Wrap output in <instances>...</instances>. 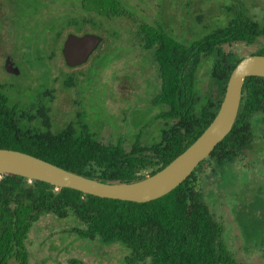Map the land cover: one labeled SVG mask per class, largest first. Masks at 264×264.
Listing matches in <instances>:
<instances>
[{"label": "trees", "instance_id": "16d2710c", "mask_svg": "<svg viewBox=\"0 0 264 264\" xmlns=\"http://www.w3.org/2000/svg\"><path fill=\"white\" fill-rule=\"evenodd\" d=\"M81 9L106 18L130 17L121 0H81ZM225 11L224 22L203 25L189 43L160 24H138L136 36L150 52L160 83L153 101L167 107L161 116L169 125L158 140L144 143L137 137L131 142L121 138L105 142L81 120L53 131L47 111L14 101L0 89V147L21 150L108 182L133 181L146 176L141 171L147 167H152L147 174L160 169L217 112L229 75L242 58H234L224 45L252 44L264 36V20L252 16L244 1L230 0ZM254 53L264 54V47ZM207 59L211 62L208 78L216 85V94L213 88L201 91L198 86V70ZM257 116L264 122V77L251 75L244 79L238 114L229 133L179 185L149 201L100 197L0 173V264H28L30 229L45 214L78 219L80 225L71 231L81 237L122 241L131 249L126 264H241L221 239L222 226L203 198L197 171L207 160L223 165L248 148ZM69 264L82 262L71 258Z\"/></svg>", "mask_w": 264, "mask_h": 264}, {"label": "rangeland", "instance_id": "374dc122", "mask_svg": "<svg viewBox=\"0 0 264 264\" xmlns=\"http://www.w3.org/2000/svg\"><path fill=\"white\" fill-rule=\"evenodd\" d=\"M121 1L131 17L106 18L87 13L81 9V0H57L49 12L32 11L37 10L32 0H18L33 12L21 35L28 45L27 71L35 83L26 87L23 98L30 99L38 90L48 88V114L53 131L81 120L105 142L119 138L131 142L137 137L144 143L158 140L169 125V120L161 116L167 107L153 101L160 83L150 52L136 36L138 24H160L189 43L203 30V25L207 28L224 22L227 12L221 5L230 3V0ZM242 1L252 16L264 20V0ZM64 24V35L57 42L61 48L70 32H90L103 38L88 60L76 67L65 63L60 49L56 62L49 64L46 58L36 57L46 53L44 41L48 31L50 36L57 34ZM261 47L264 36L252 44L224 45L234 58L252 54ZM210 63L204 60L199 68L198 86L201 91L213 88L216 94V85L208 78ZM22 77L12 80H24ZM4 78L1 79H9ZM11 98L16 101L19 96L15 93ZM252 123L254 139L248 148L223 165L207 160L197 172L203 198L222 226L225 246L241 264H264V122L257 116ZM151 169L147 167L141 173L147 175ZM76 225H80L78 219L42 215L29 232L28 264H69L71 258L82 264H126L131 249L125 243L81 237L71 231Z\"/></svg>", "mask_w": 264, "mask_h": 264}, {"label": "water", "instance_id": "95a60500", "mask_svg": "<svg viewBox=\"0 0 264 264\" xmlns=\"http://www.w3.org/2000/svg\"><path fill=\"white\" fill-rule=\"evenodd\" d=\"M95 33H68L62 47L65 63H85L102 44ZM7 68L13 70L7 63ZM264 77V54L243 56L233 67L219 108L203 131L170 162L151 174L133 181L108 182L70 171L30 153L0 147V173H13L29 180H41L100 197L144 202L160 197L179 185L231 130L238 114L244 79Z\"/></svg>", "mask_w": 264, "mask_h": 264}, {"label": "flooded vegetation", "instance_id": "af4514ba", "mask_svg": "<svg viewBox=\"0 0 264 264\" xmlns=\"http://www.w3.org/2000/svg\"><path fill=\"white\" fill-rule=\"evenodd\" d=\"M32 1L37 5V10L31 9L32 11L49 12L51 5L56 3L57 0ZM221 7L225 9V5H221ZM32 11H29L22 3H19L18 0H0V76L1 78H4L5 76L9 77V79L7 78L8 81L0 78V89L4 90L9 96H13L15 93L18 94L19 99L16 101L21 102L26 106L29 105V107H32L34 110L49 112L50 101L48 100V95H46L49 92L48 88L38 90V92H36V94L30 99L23 98L26 87L29 88L30 85L31 88L35 83V79H33L30 73L27 71V66L29 69V65L25 51H27L28 45L25 44L21 35L24 23L32 17ZM65 11L66 9H64V16ZM128 11L130 13L129 9ZM188 19L190 20L189 14ZM64 32L65 24L57 34L50 36L48 31L47 40L44 41L45 49L47 48L46 53L42 54L41 52L36 57L46 58L49 64L51 62H56L57 50L60 49L62 52V48L59 47L57 42L62 37V35H64ZM101 42H103V38ZM96 49L94 51H96ZM7 63L12 66L13 70H9V68H7ZM22 75V79L24 80H12V77L17 78Z\"/></svg>", "mask_w": 264, "mask_h": 264}]
</instances>
